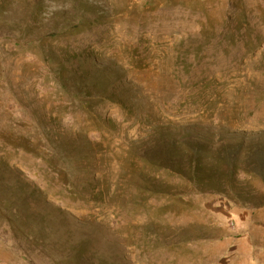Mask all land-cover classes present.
Masks as SVG:
<instances>
[{
	"label": "rangeland",
	"instance_id": "1",
	"mask_svg": "<svg viewBox=\"0 0 264 264\" xmlns=\"http://www.w3.org/2000/svg\"><path fill=\"white\" fill-rule=\"evenodd\" d=\"M0 264H264V0H0Z\"/></svg>",
	"mask_w": 264,
	"mask_h": 264
}]
</instances>
